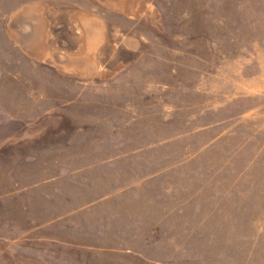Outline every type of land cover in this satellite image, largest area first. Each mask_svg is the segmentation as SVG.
Here are the masks:
<instances>
[{"label": "rangeland", "instance_id": "rangeland-1", "mask_svg": "<svg viewBox=\"0 0 264 264\" xmlns=\"http://www.w3.org/2000/svg\"><path fill=\"white\" fill-rule=\"evenodd\" d=\"M132 3L0 0V264H264V0Z\"/></svg>", "mask_w": 264, "mask_h": 264}, {"label": "crops", "instance_id": "crops-1", "mask_svg": "<svg viewBox=\"0 0 264 264\" xmlns=\"http://www.w3.org/2000/svg\"><path fill=\"white\" fill-rule=\"evenodd\" d=\"M133 5H134V0H133V3L131 4V6H129V8H128V12L127 13H132V11H133ZM123 9H125V8H123ZM90 20H96L97 22L100 20L101 21V19H99V17L98 16H92L91 18H90ZM41 22H42V25H44V23H45V20L43 19V21L41 20ZM49 26H50V22H49ZM79 28L81 29V31H77L75 34L76 35H84V32H82V29H85L86 28V25L83 23V24H80L79 25ZM36 29V28H35ZM18 192L19 191H16V193H15V191H12V190H9V191H7V192H5V194L3 195V196H11L10 198H12L13 199V204L14 203H16V201H18L17 200V194H18ZM15 194V195H14ZM8 200V199H7ZM7 206V205H6ZM15 206V205H14ZM14 208V207H13ZM7 211L9 212V214H11L10 216H9V218H13L14 216H12L13 214H14V209H11L10 208V206H7ZM17 211H18V209H17ZM49 221H54L53 219H50Z\"/></svg>", "mask_w": 264, "mask_h": 264}]
</instances>
